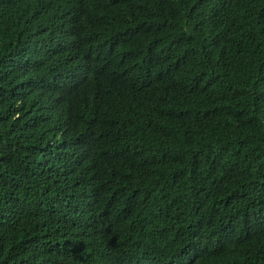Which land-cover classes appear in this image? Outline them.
Here are the masks:
<instances>
[{
  "label": "trees",
  "instance_id": "trees-1",
  "mask_svg": "<svg viewBox=\"0 0 264 264\" xmlns=\"http://www.w3.org/2000/svg\"><path fill=\"white\" fill-rule=\"evenodd\" d=\"M0 264H264V0H0Z\"/></svg>",
  "mask_w": 264,
  "mask_h": 264
}]
</instances>
